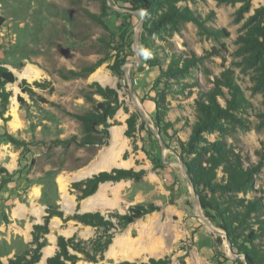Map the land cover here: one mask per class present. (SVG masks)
<instances>
[{"label":"rangeland","instance_id":"1","mask_svg":"<svg viewBox=\"0 0 264 264\" xmlns=\"http://www.w3.org/2000/svg\"><path fill=\"white\" fill-rule=\"evenodd\" d=\"M130 1L0 0V15L4 18L0 26V63L16 77L15 83L6 85L11 97L6 112L0 117V261L3 264L32 248V236L25 240L24 233L28 225L31 229L35 225L36 211H44L40 223L43 225L49 208L61 209L57 180L62 176L72 178L75 173L100 162L101 155L111 146L112 128L120 126L127 144L121 159L131 164V168L125 170L143 171L144 174L139 182L122 180L98 186L93 195L99 191L97 199L105 207L90 212H98L110 219L115 228L105 233L103 228L84 225L89 234L84 233V238L79 234L74 236L89 249L90 242L100 236L104 237L101 238L104 242L110 235L111 243L101 261L91 263L79 255L76 264L122 262L109 256L117 237L124 244L128 239L132 242L145 239L149 245L161 248L159 255L144 253L129 262L168 258L170 264H247L244 254L231 248L214 214L206 213L199 206L196 208L185 176L186 169L180 168L184 158L179 142H187L196 121L198 91L213 89L214 78L225 69H231L250 107L238 113L247 128L235 127L223 138L240 156L245 167H258L254 190L263 197L264 203V96L256 79L259 74L239 51L242 44L238 43V38L251 26L248 18L255 9L264 6V0H252L249 11L240 18L236 14L240 3L181 2L180 6H188L202 19L209 15L205 27L222 29L228 34L200 36L195 25L184 23L179 32L164 36V40L144 32L143 24L138 31L144 13L132 8ZM142 35L154 42L162 69H167L172 55H176L180 66L185 58L193 55L200 58L184 78L169 79L172 88L166 97L165 121L171 127L162 128L155 120L156 93L161 90L164 79L160 78L158 67L146 64L140 43ZM134 62L136 66L131 65ZM28 68H34L39 73L38 78L27 80L24 74ZM86 69L93 70L84 72ZM93 83L115 90L121 103L114 117L107 121L108 136L103 138V126H99L93 135L103 144H65L68 140L79 142L83 138L82 126L73 115L88 113L102 102L100 96L93 94ZM180 90L182 93L178 94ZM18 97L22 98L21 103ZM12 99L17 109L15 123L11 114ZM219 103L224 105L221 99ZM131 116L135 118L136 126L135 132L128 137L126 121ZM156 134L160 135L166 151ZM203 136L208 142L219 139L217 133ZM81 181L69 184L68 193L79 205L68 214L59 211L63 219L78 214L80 192L73 184ZM101 185L104 186L100 190ZM34 191L39 193L36 199L33 198ZM255 192L248 191L246 198ZM238 196L242 197V194ZM149 204L156 205L159 210L124 228L117 226L115 218H110L111 215L126 214L132 206ZM59 219L61 224L55 230L57 237L67 229L68 222H76ZM237 243L264 255V234L251 245L242 243V239Z\"/></svg>","mask_w":264,"mask_h":264},{"label":"trees","instance_id":"2","mask_svg":"<svg viewBox=\"0 0 264 264\" xmlns=\"http://www.w3.org/2000/svg\"><path fill=\"white\" fill-rule=\"evenodd\" d=\"M197 0H131L130 5L135 10L144 13L142 29L146 33L154 35L160 40L164 36L177 33L184 23H192L198 29L200 36L223 37L228 33L222 29L214 30L205 27L209 15L202 19L196 11L188 6H180L179 3H195ZM205 1V0H202ZM218 4H237L241 7L237 11V17H242L249 11L252 0H215ZM251 24L247 32L238 38V43L242 44L239 49L250 61L251 68L259 76L257 83L264 96V6L254 10L248 18ZM4 23V18L0 15V26ZM140 43L146 55V64L150 67H158L160 78L164 79L162 88L156 93L155 120L162 128L171 127L165 121L167 112L166 97L171 92L169 79L184 78L186 72L195 67L200 58L193 55L185 58L179 65L176 55L172 59L167 69H162L160 59L155 52L154 42L146 35H142ZM241 54V53H240ZM180 66V67H179ZM93 69H86L84 72H92ZM119 73V71H117ZM16 81L15 75L0 63V117H3L7 110L11 93L6 90V85ZM24 85V81H23ZM35 85H37L35 83ZM213 89L208 91L199 90L195 100L196 121L191 129V134L187 142H179V148L189 180L194 192L198 197L201 209L206 213H213L220 221L222 230L226 233L231 244V248H236L238 253L244 254L247 264H263L264 255L261 256L251 249H247L243 244H238L237 240L242 239V243L253 244V242L264 234V203L263 197L256 194L254 190V177L258 171L256 166L245 167L240 156L235 150L228 146L223 137L235 127L247 128V123L238 113L250 107V103L245 98L239 85L234 78L231 69H225L219 77L213 81ZM93 94L102 98V102L97 103L90 112L83 115H73L82 126L83 138L81 141L68 140L78 146H87L100 143L94 138L95 128L103 126L101 134L106 139L108 136L107 121L112 119L119 110L121 103L115 90L102 88L99 84L93 83ZM21 91L25 90L20 86ZM226 91V92H225ZM179 92V91H178ZM177 92V93H178ZM182 90H180L181 94ZM90 100V97H86ZM219 99L224 105L219 103ZM18 97V102H22ZM126 135L130 137L135 132L136 120L133 116L127 119ZM205 133H217L219 139L208 142L204 138ZM144 172L133 170L112 169L109 172H100L91 178L73 184V188L80 192L79 200L93 195L100 184L106 182L117 183L122 180H132L139 182ZM218 174H221L218 177ZM255 192L252 197L246 198L247 192ZM242 194V197L238 195ZM159 207L154 204L147 206L135 205L129 208L124 215H111L115 218L117 226L124 228L139 218L158 211ZM47 217L43 225H34L32 231V248L23 255L8 260V264H38L41 260V251L46 246L45 236L49 233L48 220L52 216L63 219V214L54 208H49ZM73 220L82 225L94 228H103L105 233L114 229L115 225L110 219H105L100 213L74 214L63 219L64 222ZM256 225V228H254ZM247 231V233H245ZM107 236V235H106ZM101 238L91 241V249L85 246L82 241L75 237L57 238V251L54 256L47 259L46 264H76L83 256L86 261L97 263L103 259V253L110 242V235L104 242ZM99 256L98 259L96 256ZM0 264H3L0 261ZM118 264H170L168 258H149L143 262L122 261Z\"/></svg>","mask_w":264,"mask_h":264},{"label":"bare ground","instance_id":"3","mask_svg":"<svg viewBox=\"0 0 264 264\" xmlns=\"http://www.w3.org/2000/svg\"><path fill=\"white\" fill-rule=\"evenodd\" d=\"M135 47L137 50L138 47L136 44H135ZM38 76H39V73L34 68H28L24 74V77L29 81H32V80L38 78ZM16 113H17L16 103H15V100L12 99L11 114L14 118V123L16 121ZM126 147H127L126 140L123 137V127L120 126V127L112 128V130H111V146H110L109 150L106 152L108 160L111 163L108 166L113 165L117 168H123V169L130 168L131 164L124 162L121 159V154ZM91 174H92V170H88V171L82 170L80 172L75 173L72 178H69V180H72V181L73 180H75V181L76 180H78V181L83 180L84 178L90 176ZM58 183H59V188H60L61 192L62 191L64 192L65 188L67 186L65 180L60 178ZM37 194L38 193L35 192V196H37ZM99 195L100 194H97L95 198L90 200V202L92 203L94 200H96L97 197H99ZM90 202H88V206L93 207V205ZM84 203H86V202H84ZM94 205H95L94 208H96V204H94ZM195 206H196V208H198L199 205L197 204ZM84 208H88V207H84ZM218 234H220V233H218ZM52 250H53V248H52ZM160 252H161L160 247L149 245L145 239H139L136 242H132L131 240L128 239V241L124 244V243L120 242L119 237H117L114 240V244L110 247L109 256H111L116 261L117 260L118 261H131L134 258L138 257L140 254L147 253L149 255H156V254L159 255L158 253H160ZM51 253H52L51 249H46L44 251L43 257H47V256L51 255ZM44 262L45 261H41L38 264H45Z\"/></svg>","mask_w":264,"mask_h":264},{"label":"crops","instance_id":"4","mask_svg":"<svg viewBox=\"0 0 264 264\" xmlns=\"http://www.w3.org/2000/svg\"><path fill=\"white\" fill-rule=\"evenodd\" d=\"M256 6H259V4H256ZM109 164H111V163L108 160L107 153L104 152L101 155V157H100V162H95L92 165H90L89 167L84 168L83 170L84 171L92 170V174L90 176H88V177H91L93 174H96V173H99V172H103V171H109L111 168L115 167L113 165L108 166ZM61 178L65 180L67 186L65 188V191L61 192V190L59 188V183H58L59 180H57L58 188H59V191H60V196L62 197L60 202H58V205L61 208V209H59V211H64L66 214H68V213L72 212V210L73 211L76 210V207L79 204L75 202L74 196H71V194L68 193V188H69L68 184H70L72 180H69V177H64V176H62ZM74 181L75 180H73L72 182H74ZM76 181H78V180H76ZM79 181H81V180H79ZM103 186L104 185L100 186V190L103 188ZM38 194H37V196H35V193H33V198L36 199L38 197ZM97 194H99V191L95 195H93L91 197H88L85 200L82 199L80 201V208L78 209V214L91 213L90 211L105 207V205L100 202V199H96L92 203L90 202V200L95 198ZM84 202H86V203H84ZM88 202H90L93 205V207L88 206ZM94 204H96V208H94V206H95ZM84 207H88V208H84ZM44 215H45L44 211H42V210L41 211H36V214L34 215L35 218H36V222L34 224L35 225H41L40 223H41L42 217ZM60 224H61V220L59 218H57V217L51 218L50 224H49V229L50 230H49V233L46 235L47 245L41 251V255L42 256H41V260L40 261H45L44 262L45 264H46L47 259L52 257V256H54L56 251H57V238L58 237L55 235V230H56V228L58 226H60ZM67 226L68 227H67L66 230L61 231L60 233H58L61 237H64L66 239L71 238V237H75L74 236L75 234H79V236L81 238H84V233H85V235L89 234V230L88 229L84 230V225H82V224H79V223L77 224L76 222H72L71 221V222H68ZM27 227H28V229H27ZM27 227H26V231L24 233L25 240L31 238V236H32V233H31V235L29 233L32 231L33 228L31 229L29 227V225ZM52 248H53V250H52ZM46 249H51L52 253H51V255H49L47 257H43L44 251ZM79 264H83V263H79Z\"/></svg>","mask_w":264,"mask_h":264},{"label":"water","instance_id":"5","mask_svg":"<svg viewBox=\"0 0 264 264\" xmlns=\"http://www.w3.org/2000/svg\"><path fill=\"white\" fill-rule=\"evenodd\" d=\"M143 21H144V14H141V20H140V22L138 23V31L140 30V28H141V26H142V24H143ZM138 56H139V58H138V62L140 61V55L138 54ZM131 65H134V66H136L137 64L134 62V63H131ZM131 94L133 95V91H132V87H131ZM134 96V95H133ZM134 100H135V98H134ZM140 110V109H139ZM141 111V110H140ZM141 114H142V116L144 117V118H146V116H144V114L142 113V111H141ZM156 136H157V139L159 140V142L161 143V146H162V148H163V150L164 151H166V146H165V144H164V142L162 141V139H161V137H160V135L159 134H156ZM180 166H181V168L184 170V165L181 163L180 164ZM112 169H117V168H111L109 171H111ZM109 171H103V172H109ZM184 172H185V176H186V178H187V183H188V186H189V188L191 189V191H192V193H193V195H194V197H195V202L199 205V207H200V204H199V200H198V197H197V195L195 194V192H194V189H193V186H192V184H191V182H190V180H189V177H188V175H187V172H186V170H184ZM100 173V172H99ZM98 174V173H97ZM94 175H96V174H94ZM93 176V175H92ZM91 176V177H92ZM91 177H87V178H85V179H89V178H91ZM209 227H210V229H214V227L212 226V225H209ZM228 251H229V253L231 254V249H230V245L228 244Z\"/></svg>","mask_w":264,"mask_h":264}]
</instances>
